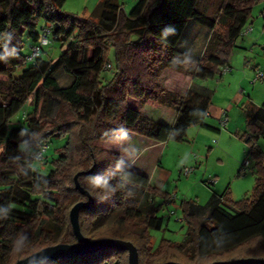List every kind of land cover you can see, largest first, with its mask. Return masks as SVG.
<instances>
[{"label": "trees", "instance_id": "16d2710c", "mask_svg": "<svg viewBox=\"0 0 264 264\" xmlns=\"http://www.w3.org/2000/svg\"><path fill=\"white\" fill-rule=\"evenodd\" d=\"M200 1L137 0L125 13L118 0H100L93 14L78 15L62 9L65 0H0V264L77 242L69 210L89 198L76 188V175L92 199L91 206L78 213L81 234L90 240L131 242L138 264L264 260V252L241 250L255 240L264 246V153L255 146L262 131L257 125L264 126V103L245 107L250 132L240 137L249 146L255 175L250 197L230 206L226 189L220 196L212 194L204 205L181 201L186 232L180 243L162 240L153 248L149 231L161 229L163 223L155 197L161 196L165 204L173 197L122 164L126 133L164 143L184 141L192 125L219 130L205 122L208 94L189 89L179 95L162 88L160 73L170 68L201 80L221 75L257 0H217L212 16L200 11ZM190 21L210 31L200 56L180 47ZM44 26L61 52L47 59L42 49L28 62L22 50L38 41ZM110 47L115 69L103 83ZM59 70L73 77L67 87L58 83ZM56 104L66 112L53 118ZM146 104L175 111L174 123L142 115L140 108ZM47 119L51 126L45 128L42 121ZM54 137L63 144L51 159L49 173L41 175L29 155ZM47 161L45 154L40 164ZM249 163L247 159L238 174ZM207 183L215 184L209 179ZM100 263L128 264L127 251L111 248L48 264Z\"/></svg>", "mask_w": 264, "mask_h": 264}, {"label": "rangeland", "instance_id": "374dc122", "mask_svg": "<svg viewBox=\"0 0 264 264\" xmlns=\"http://www.w3.org/2000/svg\"><path fill=\"white\" fill-rule=\"evenodd\" d=\"M122 10L129 13L135 6L137 0H118ZM100 0H65L63 10L78 15L93 14ZM217 7V0H201L200 11L212 16ZM41 25V22L40 24ZM251 27V32L240 34L229 54L230 70L215 75L212 78L201 80L193 79L191 89L204 92L211 97V106L215 107V112L225 110L228 120L224 128H220L218 118L206 117L205 122L214 128L209 129L199 125H192L188 128L186 139L178 142L167 140L162 143L161 150L157 148L145 152L143 160L146 170L150 173L151 185L157 187L165 194L173 197V202L165 204L161 196L156 195L155 202L159 206L158 216L163 218L162 227L159 230H150L153 248H157L162 240L172 243H180L184 239L186 223L183 220V211L180 202L195 201L204 205L211 194L220 196L227 189L229 191L228 205L233 206L234 202L244 197H250L254 186L255 175L252 162L248 155L249 146L240 139L241 135L250 132L246 111L248 108L260 107L264 103V79H259L253 83L254 70L256 68L264 71V0H257L251 8V14L246 27ZM40 27V26H39ZM40 29V28H39ZM209 29L190 21L184 32L180 47L192 51L193 55H199L205 45ZM209 39V38H208ZM29 52L26 43L23 50ZM41 56L51 59L60 54L59 43L50 41L43 47ZM108 68L101 74V81L108 82L113 75L114 50L110 47L107 51ZM29 63H26L25 67ZM21 71V70H20ZM173 73H181L170 70ZM20 72L14 73L17 76ZM56 78L61 87H67L73 80L72 75L59 70ZM172 82V80H170ZM172 87L177 91H182V82H173ZM236 98L233 100L234 96ZM243 103V104H242ZM41 103L40 108H43ZM143 110L151 115L155 121H167L158 109L148 105ZM211 107V108H212ZM27 112L31 108L25 106ZM40 110V109H39ZM66 112L59 104L55 105L53 118ZM20 110L14 119L21 116ZM65 114V113H63ZM45 128L51 126L49 119L43 120ZM262 131L255 141V146L264 153V126L258 124ZM125 136V135H124ZM131 136V135H128ZM123 139V138H122ZM123 143L124 160H127L128 139ZM63 140L57 137L51 139L46 150L48 161L44 164L35 165L41 175H47L52 168L51 159L57 155V151L62 146ZM126 155V156H125ZM194 156H197L198 163H194ZM249 160V166L244 167L241 174L238 171L241 165ZM159 160V161H158ZM192 168V171L185 175L183 168ZM215 177L217 183L209 185L207 180ZM71 208V207H70ZM69 209V208H68ZM174 211V214H170ZM244 249L250 252H264V246L258 241H252ZM240 251V250H239ZM105 264V263H100Z\"/></svg>", "mask_w": 264, "mask_h": 264}, {"label": "water", "instance_id": "95a60500", "mask_svg": "<svg viewBox=\"0 0 264 264\" xmlns=\"http://www.w3.org/2000/svg\"><path fill=\"white\" fill-rule=\"evenodd\" d=\"M77 176V175H76ZM74 177L76 188L89 198V202H77L69 210V221L72 232L76 238L73 244H56L45 247L26 258L16 261L14 264H48L64 258H75L80 255L93 253L100 250L119 248L127 251L128 264H138V253L136 247L128 241L118 239H99L90 240L84 237L78 224V213L81 208H88L92 204V199L88 193L83 190ZM163 264H180L176 262H165ZM212 264H264L262 259L241 258L230 261H217Z\"/></svg>", "mask_w": 264, "mask_h": 264}, {"label": "crops", "instance_id": "0c3cea01", "mask_svg": "<svg viewBox=\"0 0 264 264\" xmlns=\"http://www.w3.org/2000/svg\"><path fill=\"white\" fill-rule=\"evenodd\" d=\"M209 36H210V31L208 32V35L206 37L207 38L206 42L208 41ZM205 45H206V43H205ZM205 45L202 47L201 53L203 52V49H204ZM184 49H185V51L187 53L193 55L192 51H189L186 47ZM201 53L199 55H194V56H200ZM229 67H230V64H229ZM170 70H172V69L164 68L162 70V72L160 73L159 80H158L159 85L162 88H165L167 90L173 91V92H175V93H177L179 95H184L189 89H191V85H192L193 79L190 76L182 75L181 73H173L172 74L170 72ZM170 80H172V82ZM175 81H177L178 84H179V82H182L184 84V87H183L182 91H177L174 87H172L173 82H175ZM197 92L204 93V92H201V91H197ZM235 98H236V95L234 96L233 100ZM146 106L147 105L142 106L140 108V112H141L142 115H144V116H146L148 118H152L151 115L148 114V112L145 113L143 111ZM152 107H155V106H152ZM211 107L212 106L210 104V107H209V110L207 112V116L206 117L210 116V117H213V118L214 117L215 118H219L220 112L219 111L215 112V107H212V108ZM155 108L160 111L159 113H161L163 116H166L168 118L167 121H164V120L162 121L161 120V121H158V122H163V123H166L168 125H172L174 123V120H175V117H176V112L175 111H173L172 109L166 108L164 106H157ZM128 135H131V136H128ZM126 138L128 139V151H129V153L127 154V160L125 161L124 160V148H123V143H122V164H123V166L131 168L133 170H136L138 172H141V173L145 174L146 176H148L149 182L151 183L150 173L146 170L145 164L143 162L144 158L146 157L145 156V152L150 150V149L157 148V147H159L158 149L161 150L162 143H158V142L152 141V140H150V139H148L146 137H143V136H140V135H137V134H134V133H126L125 136H123L122 142H124ZM194 163H195V161H194ZM196 163H198V161ZM210 178H214L215 179V177H210ZM216 183H217V180H216Z\"/></svg>", "mask_w": 264, "mask_h": 264}, {"label": "built area", "instance_id": "2783aa9c", "mask_svg": "<svg viewBox=\"0 0 264 264\" xmlns=\"http://www.w3.org/2000/svg\"><path fill=\"white\" fill-rule=\"evenodd\" d=\"M251 27L247 26L242 29L241 33L242 34H247L251 32ZM40 37L38 41L32 45L29 46V52L25 55V58L28 62H33L40 52L42 51L44 46H47L50 43V30L47 26H44L41 31H40ZM230 68L228 66H225L222 68V72L229 71ZM259 79H264V71L256 68L254 70V75H253V83L258 81ZM228 120V116L225 112V110H221L218 122L220 128H224ZM48 146L46 144L41 145L37 150H34L30 153V159L36 164H40L43 161L44 155L46 153ZM195 163L197 162V156H194ZM247 164V163H246ZM192 171V168L184 167L183 168V173L185 175H188ZM209 183L213 184L216 183V179L210 178ZM170 214H174V211H170Z\"/></svg>", "mask_w": 264, "mask_h": 264}]
</instances>
